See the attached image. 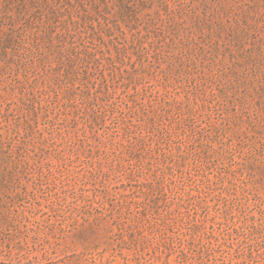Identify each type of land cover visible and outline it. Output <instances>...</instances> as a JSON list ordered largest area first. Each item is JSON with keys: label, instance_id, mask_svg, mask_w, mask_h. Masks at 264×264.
I'll list each match as a JSON object with an SVG mask.
<instances>
[{"label": "rangeland", "instance_id": "rangeland-1", "mask_svg": "<svg viewBox=\"0 0 264 264\" xmlns=\"http://www.w3.org/2000/svg\"><path fill=\"white\" fill-rule=\"evenodd\" d=\"M0 264H264V0H0Z\"/></svg>", "mask_w": 264, "mask_h": 264}]
</instances>
